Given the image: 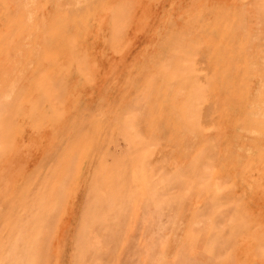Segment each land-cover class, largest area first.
Here are the masks:
<instances>
[{"label": "rangeland", "instance_id": "obj_1", "mask_svg": "<svg viewBox=\"0 0 264 264\" xmlns=\"http://www.w3.org/2000/svg\"><path fill=\"white\" fill-rule=\"evenodd\" d=\"M0 264H264V0H0Z\"/></svg>", "mask_w": 264, "mask_h": 264}]
</instances>
